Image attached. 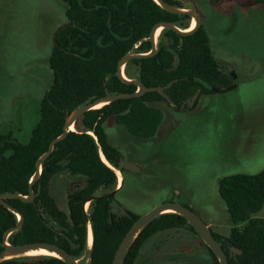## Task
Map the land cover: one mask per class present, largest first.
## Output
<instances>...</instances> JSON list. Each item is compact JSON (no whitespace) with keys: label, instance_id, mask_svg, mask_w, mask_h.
I'll return each mask as SVG.
<instances>
[{"label":"trees","instance_id":"1","mask_svg":"<svg viewBox=\"0 0 264 264\" xmlns=\"http://www.w3.org/2000/svg\"><path fill=\"white\" fill-rule=\"evenodd\" d=\"M61 1L66 5L67 22L54 34L49 59L54 76L40 103V119L26 143L11 133L0 132V193L29 194L37 159L47 151L51 141L63 133L67 106L70 113L97 97L136 91V85L124 83L118 77V62L133 48L141 53L151 50L152 43L144 38L157 22H173L183 29L190 27V16L168 12L155 0ZM166 1L181 7L178 0ZM255 3L264 4V0H255ZM125 73L129 78L141 79L146 86L170 84L166 91L176 109L188 107L198 89L202 95L215 92L211 87L223 89L232 84L228 74L220 68L203 24L186 36L163 29L157 53L132 59ZM162 101L170 105L159 92H146L140 97L116 100L80 117L77 129L69 131L43 162L41 176L34 185V202L8 199L25 218L22 228L10 235L9 242H52L76 259L87 256L88 264H112L122 239L140 215L124 210L117 201V194L126 185L128 171L125 169L121 170L124 184L119 192L91 201L88 211L85 210L90 196L105 195L117 188L116 168L122 153L110 143L104 125L111 118L134 136L152 138L162 122L163 110L159 105ZM91 132H95L100 144ZM102 154L115 169L102 159ZM64 171L84 182L68 192L67 208L61 209L50 185L52 178ZM219 192L232 226L226 236L211 230L229 255L230 264H264V218L256 216L264 207V168L256 173L223 176ZM18 221L16 213L0 204V251L4 233ZM89 224L94 234L92 255L88 243ZM180 227L197 234L183 216L174 212L160 214L140 232L124 264H135L144 243L155 233ZM205 246L213 264H219L212 249ZM233 246L242 253L230 256ZM0 264L66 263L58 257L42 255L9 259Z\"/></svg>","mask_w":264,"mask_h":264},{"label":"rangeland","instance_id":"2","mask_svg":"<svg viewBox=\"0 0 264 264\" xmlns=\"http://www.w3.org/2000/svg\"><path fill=\"white\" fill-rule=\"evenodd\" d=\"M192 1L216 59L227 69L234 66L236 87L199 94L183 109L160 102L162 122L152 138L134 136L111 118L104 126L110 143L141 167L127 172L119 206L143 215L164 202L180 203L226 236L232 223L219 192L221 178L264 168V4ZM66 21L61 0H0V132L22 143L40 119L54 76L49 64L54 34ZM83 182L67 171L52 178L50 189L61 209L67 208L68 192ZM256 216L264 218V207ZM78 260L90 262L87 256ZM135 264H213V259L199 235L180 227L151 236Z\"/></svg>","mask_w":264,"mask_h":264},{"label":"water","instance_id":"3","mask_svg":"<svg viewBox=\"0 0 264 264\" xmlns=\"http://www.w3.org/2000/svg\"><path fill=\"white\" fill-rule=\"evenodd\" d=\"M163 9H165L168 12L178 14V15H188L191 18L197 19V24L192 29L186 28H180L177 25H175L173 22L169 21H160L157 22L153 28L151 29L150 35L147 38H144L146 40H149L152 43V48L147 53H141V52H135V49L133 48L129 53L123 55L121 59L118 62L117 66V75L118 77L127 84H134L136 85L137 89L133 92H126V93H111L107 95H103L100 97H97L91 101H88L87 103L73 109L70 113L67 112L68 106L66 107V120L63 127V133L56 138H54L47 151L43 153L36 162V171L33 174V176L30 179L29 182V194L28 195H22L20 193H14V192H5L0 193V204L5 206L10 211L14 212L18 216V223L8 229L3 236V250L0 251V263L9 259L14 258H20L29 256L27 255L28 252L32 250H38V249H46L50 252H54L57 254V257L63 260L66 264H80L79 260L76 259L69 251H67L65 248L61 247L60 245L52 242H46V241H36V242H30V243H24V244H11L9 242L10 235L21 229L24 224V215L11 203L8 202L9 198H18L23 200L26 203L34 202L36 198V193L34 191V185L39 180L41 173H42V166L43 162L51 155V153L54 150L55 145L65 139L69 133V131H75L76 129V122L77 120L82 117L86 112L100 108L96 107L99 104H102V106L106 104H110L116 100L119 99H126V98H135L140 97L144 95L146 92H159L170 104H173V101L170 97V95L167 93L166 89L170 86H146L145 83L138 78H129L126 76L125 68L129 61L132 59H142L147 58L150 56H154L158 51L159 42H157V36L156 32L159 27L163 29L168 28L179 35H190L195 33L200 26L202 25V19L201 15L197 9L196 4L192 0H186L188 3L190 2L192 4L191 7H179L176 5H172L171 3L167 2L166 0H155ZM142 41V40H141ZM137 47V45H136ZM235 85H231L228 88H233ZM200 92V89L194 94L192 99L189 101V103H192L195 101V99L198 97ZM101 106V107H102ZM74 126V129H71V127ZM91 134L96 138L98 144H100L97 135L95 132H91ZM105 156L102 154V159ZM104 160V159H103ZM106 160V161H105ZM105 162L109 164L107 159L105 158ZM112 167V166H111ZM115 169L114 167H112ZM127 170V171H133V172H140L141 167L132 161L126 160L123 156L120 157L119 163H118V170L121 172V170ZM118 173V172H117ZM122 186H119L112 192L107 193L105 195H92L90 196L85 203V210L87 211V204L90 205V202L99 198H108L111 195H115L119 192ZM166 212H174L181 216H183L188 223L194 228L196 233L199 235V237L202 239V241L209 246L212 251L215 253L219 264H230L229 262V255L224 250L221 242L215 237L213 234L211 227L190 207L176 203V202H164L160 205L155 206L147 213L140 215L138 219L133 223L131 228L128 230L124 238L122 239L116 253L114 256V259L112 261V264H124L125 259L140 232L147 226L148 223H150L154 218L159 216L162 213ZM89 219V218H88ZM92 234V242L90 244V255H92V249H93V241H94V234L92 230V226L89 224L88 229V243L90 235ZM236 253H242L241 249H238L236 247L231 248L230 256Z\"/></svg>","mask_w":264,"mask_h":264},{"label":"flooded vegetation","instance_id":"4","mask_svg":"<svg viewBox=\"0 0 264 264\" xmlns=\"http://www.w3.org/2000/svg\"><path fill=\"white\" fill-rule=\"evenodd\" d=\"M213 1V0H212ZM213 2H215V1H213ZM220 2V1H219ZM238 2H241V3H244L243 1H240V0H238ZM247 2V1H246ZM186 3H188V2H186ZM215 3H218V2H215ZM248 4H252V2L250 1V2H247ZM254 4H256L255 3V0H254V2H253ZM180 4V3H179ZM190 4V5H189ZM180 6L181 7H191L192 6V4L189 2L188 3V6H185V5H183V4H180ZM197 6V5H196ZM192 20H193V18H192ZM191 23H192V21H191ZM203 24V23H202ZM191 27L189 28V29H192L193 27H192V25H190ZM161 31H162V29H161ZM160 35V33L158 32L157 33V37ZM220 68L224 71V73H226V74H228V76L230 77V79L232 80V84L231 85H233V84H235V83H237V76L235 75V69H234V66L233 67H230V69H227V67L225 66V67H222L221 65H220ZM231 85H228L226 88H219V87H216V86H214V87H211L212 89H213V91H216V92H220V91H223V90H226L229 86H231ZM235 87H236V84H235ZM201 93V90H200V92H199V94ZM208 95V94H210V93H205V95ZM188 104H189V102H188ZM75 127L73 126V129H74ZM71 129H72V127H71ZM253 136V135H252ZM250 139L252 140L253 139V137H250ZM252 143V142H251ZM117 172H118V176H119V182L121 183L122 182V174H121V172H119L118 170H117ZM87 206H88V204H87ZM91 236H92V234L90 235V238H91ZM90 238H89V241H90V243L92 242V238H91V240H90Z\"/></svg>","mask_w":264,"mask_h":264},{"label":"bare ground","instance_id":"5","mask_svg":"<svg viewBox=\"0 0 264 264\" xmlns=\"http://www.w3.org/2000/svg\"><path fill=\"white\" fill-rule=\"evenodd\" d=\"M192 22H193V24L195 23V26H196L197 19L196 18H193V21ZM192 27H193V25H192ZM160 29H162V28L159 27L157 29L156 36H157V33L160 32ZM101 106H102V104H99L96 107H101ZM72 129H73V126H72ZM103 159L105 160L104 157H103ZM91 238H92V236H91ZM91 238H90V240H91ZM27 255H29V256H42V255H47V256H55V257H57V254L56 253L50 252V251H48L46 249L32 250V251L28 252Z\"/></svg>","mask_w":264,"mask_h":264},{"label":"snow or ice","instance_id":"6","mask_svg":"<svg viewBox=\"0 0 264 264\" xmlns=\"http://www.w3.org/2000/svg\"><path fill=\"white\" fill-rule=\"evenodd\" d=\"M193 27H195V23L193 24Z\"/></svg>","mask_w":264,"mask_h":264},{"label":"crops","instance_id":"7","mask_svg":"<svg viewBox=\"0 0 264 264\" xmlns=\"http://www.w3.org/2000/svg\"><path fill=\"white\" fill-rule=\"evenodd\" d=\"M66 22H67V21H66ZM64 24H65V23H64ZM64 24H63V25H64ZM208 225H210V224H208Z\"/></svg>","mask_w":264,"mask_h":264}]
</instances>
